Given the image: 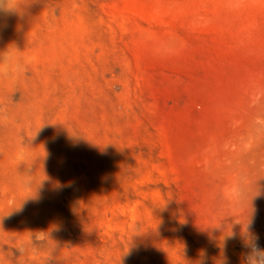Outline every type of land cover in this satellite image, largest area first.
Here are the masks:
<instances>
[{
    "label": "rangeland",
    "instance_id": "1",
    "mask_svg": "<svg viewBox=\"0 0 264 264\" xmlns=\"http://www.w3.org/2000/svg\"><path fill=\"white\" fill-rule=\"evenodd\" d=\"M13 6L0 51L31 62L0 82V264H246L249 234L264 249V0Z\"/></svg>",
    "mask_w": 264,
    "mask_h": 264
},
{
    "label": "clouds",
    "instance_id": "2",
    "mask_svg": "<svg viewBox=\"0 0 264 264\" xmlns=\"http://www.w3.org/2000/svg\"><path fill=\"white\" fill-rule=\"evenodd\" d=\"M230 2L239 4L242 0H230ZM13 11L18 12L17 7L13 6V0H0V14ZM142 38L150 45L152 54L159 58L176 55L180 50L179 42L174 36H168L160 40L153 34H145ZM11 47L12 45H9L6 49L0 51V82L25 72L31 62L29 57L12 54ZM15 48L18 52L22 51L16 46ZM35 137L36 135L31 138V141ZM245 246L250 248V251L246 254V264H264V249L255 244V238L250 234L245 238Z\"/></svg>",
    "mask_w": 264,
    "mask_h": 264
}]
</instances>
